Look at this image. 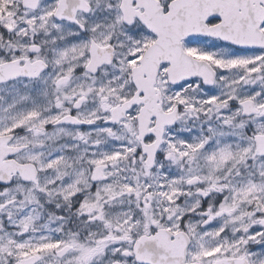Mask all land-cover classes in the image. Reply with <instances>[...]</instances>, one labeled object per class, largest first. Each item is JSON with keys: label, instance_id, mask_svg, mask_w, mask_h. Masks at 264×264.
Listing matches in <instances>:
<instances>
[{"label": "snow or ice", "instance_id": "1", "mask_svg": "<svg viewBox=\"0 0 264 264\" xmlns=\"http://www.w3.org/2000/svg\"><path fill=\"white\" fill-rule=\"evenodd\" d=\"M0 264H264V0H0Z\"/></svg>", "mask_w": 264, "mask_h": 264}]
</instances>
